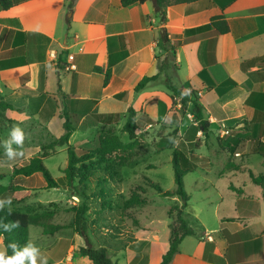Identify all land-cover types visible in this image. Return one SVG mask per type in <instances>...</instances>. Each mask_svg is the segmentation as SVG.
<instances>
[{"label": "crops", "instance_id": "crops-1", "mask_svg": "<svg viewBox=\"0 0 264 264\" xmlns=\"http://www.w3.org/2000/svg\"><path fill=\"white\" fill-rule=\"evenodd\" d=\"M13 3L0 6V94L14 106L3 116L12 126L27 135L60 137L64 113L76 114L80 123L70 137L75 148L101 129L123 127L131 107L139 119L154 116L167 102L159 81L135 90L145 76L159 72L163 24L154 0L129 6L121 0ZM165 14L172 41L182 42L176 57L180 84L196 89L209 133L232 132L236 143L224 147L237 158L229 169L249 173L252 182L232 184L227 203L223 195L209 198L214 222L196 212V225L189 223L195 233L185 237L170 264H264V183H255L257 174L248 168L256 154L264 168V0L182 2L165 7ZM218 15L225 16L228 32L192 31ZM70 63L76 69H68ZM77 135L82 138L74 142ZM111 226L110 233L94 232L93 226L88 236L69 228L38 247L48 264H96L80 253L89 245L107 248L115 264H161L170 244L151 236L150 225L139 220ZM0 248H6L3 237Z\"/></svg>", "mask_w": 264, "mask_h": 264}, {"label": "rangeland", "instance_id": "rangeland-1", "mask_svg": "<svg viewBox=\"0 0 264 264\" xmlns=\"http://www.w3.org/2000/svg\"><path fill=\"white\" fill-rule=\"evenodd\" d=\"M159 82L162 84L161 88L167 90L169 97L164 105L157 108L154 116L146 113L140 116L137 138L131 139L123 130L124 126L110 128L124 145L115 152L107 153L103 150L99 152V138L106 136L109 130L101 129L86 138L83 144L75 147L79 155L96 149L97 159L106 158L103 161L104 168L98 170L94 181L85 189L89 198L83 199L76 194V191H82L79 185H75L76 189L68 185L64 173L68 163L66 149L60 148L55 152L49 150L54 153L44 161L52 176L58 181L59 187H48L41 173L32 176L17 175V168L28 163L32 157L40 155L42 148L53 144L57 137L46 134L27 135L22 130L23 144L17 146L13 143L12 148L23 155L9 159L4 141L11 138L10 132L14 126L5 117L0 116V168H8L15 172L14 175L0 177V199L11 198V207L22 211L55 212L53 222L61 224L63 228L53 234L54 236L69 228L75 229L72 225L75 218L73 207L86 203L90 206L86 219L91 228L95 227L94 232L110 233L108 230L112 227V223L133 222L136 225L140 220L150 225L151 236L155 235L160 243L164 241L168 246L172 222L168 211L173 205L181 204L182 201L177 196L163 195L153 184L160 183L164 191L176 189L173 156L174 150L177 149L197 163L196 169L184 177L185 189L191 196L189 205L185 209L187 220L190 224L196 225L197 212L206 221L214 222L210 211L212 206L208 199L223 195L224 202H229L230 186L234 184L241 187L245 180L251 184L250 175L247 172L229 169V163L237 158L235 151L224 147L232 148L230 144L236 143L232 132L222 136L220 131L216 133L212 131L206 135L200 130L195 119L192 102L184 107L181 97L173 96L164 85L163 77ZM175 83L181 85L180 79L176 78ZM251 137L252 141H255L254 136ZM81 138L82 136L77 135L73 140L75 142ZM170 143L172 144L169 145ZM261 159L260 155H253L248 165V168L257 175L264 171L258 163ZM119 163L124 165L120 166ZM208 181L217 188H212ZM205 189H208V192H205ZM136 192L141 196L142 204L127 210L123 209L125 198ZM222 208L223 206L221 210ZM29 231L30 240L37 246H45L47 241L52 240L51 235L42 237L43 228L39 226H30Z\"/></svg>", "mask_w": 264, "mask_h": 264}, {"label": "trees", "instance_id": "trees-1", "mask_svg": "<svg viewBox=\"0 0 264 264\" xmlns=\"http://www.w3.org/2000/svg\"><path fill=\"white\" fill-rule=\"evenodd\" d=\"M147 0H121L123 6H129L134 3H143ZM156 4V14L160 18L163 24L158 29L157 36V54L156 58L158 61L159 72L153 76H145L136 86L135 90L140 91L147 87L150 83L159 81L161 77L164 78V84L172 92L173 96L181 97V101L184 107L192 102L194 105L195 119L198 122L200 130L206 135L210 132V120L205 112L204 106L200 103L197 91L192 86L184 87L175 83L178 78V64H177V49L181 46V41H172L167 27L164 25L166 21L165 7L182 2H193L197 0H154ZM13 0H0V6L3 9H8L13 6ZM214 27L216 34H223L229 31V24L225 19L224 15H218L214 17L209 25L193 29L192 31L202 30L204 28ZM100 70V68H97ZM111 76V69L109 68L106 72L105 83H108ZM9 109H14L12 104L5 101L4 97L0 94V116H5V112ZM139 112L131 107L129 109V115L127 121L123 127V130L127 132L131 139L137 138V130L139 129L138 124ZM64 128L65 133L57 137L53 144L44 146L40 155L32 157L29 162L20 168L16 169L17 175L30 176L35 173H41L48 184V187H59L58 181L52 176L48 167L45 164V158L52 156L53 153L60 147H66L68 153V163L64 168V173L67 178L68 185L75 187L79 185L82 191H76V194L80 197L89 198V194L85 192V189L89 187V184L94 181V177L98 170L104 168L103 161L106 159L96 158V149L90 150L86 154L79 155L75 148L70 145V137L77 130L80 123V117L76 114L65 112ZM109 137V138H108ZM170 143L169 145H171ZM264 145V143H262ZM123 142L119 137L113 134L112 130L109 129L106 136L99 138L98 151H105L107 153L115 152L120 150L123 146ZM171 147V146H170ZM52 150L54 151L51 153ZM260 154L264 155V149L259 150ZM123 166L124 163H119ZM173 165L175 169V183L176 189L172 191H164L160 183H155L153 186L165 196H177L182 203L173 205L168 215L172 219L170 224V236L168 251L164 254L161 264H170L175 254L179 252L181 242L185 237L193 235L195 233L193 227L189 224L185 216V209L189 205L191 196L185 189L184 177L187 173L193 171L197 167V163L192 161L191 158L186 156L180 150H174ZM14 175L15 172L8 168H0V177L6 175ZM252 179L255 183H264V173L260 175L252 174ZM77 183V184H76ZM76 189V188H74ZM141 196L136 192L132 193L129 198H125L123 206L125 210L133 208L142 204ZM90 206L86 203L79 204L73 207L75 218L72 221V225L75 229L84 236H88L91 230V226L88 225L86 219V213L89 211ZM56 213L52 210L37 212V211H22L15 207H11V212L5 208L0 211V220L4 223L19 222L20 227L13 229L11 232L0 231V237L4 238V243L17 242L21 246L25 245L30 238V226H39L43 228V233L47 235H53L58 233L63 226L55 224L53 217ZM8 254L11 255V249H8ZM80 253L88 256L96 264H115L109 250L105 247H94L92 245L81 247Z\"/></svg>", "mask_w": 264, "mask_h": 264}, {"label": "clouds", "instance_id": "clouds-1", "mask_svg": "<svg viewBox=\"0 0 264 264\" xmlns=\"http://www.w3.org/2000/svg\"><path fill=\"white\" fill-rule=\"evenodd\" d=\"M10 139L4 141L6 155L9 159L15 158L23 153H18L12 148V144L21 146L24 140V133L19 127H13L10 132ZM11 198L0 199V211L5 208L11 212ZM20 227V223H4L0 220V231L11 232L13 229ZM8 249H11V255L8 254ZM0 264H48V259L42 256L39 247L29 240L25 245L21 246L13 241L7 244L6 248H0Z\"/></svg>", "mask_w": 264, "mask_h": 264}, {"label": "built area", "instance_id": "built-area-1", "mask_svg": "<svg viewBox=\"0 0 264 264\" xmlns=\"http://www.w3.org/2000/svg\"><path fill=\"white\" fill-rule=\"evenodd\" d=\"M69 58L70 59H73V55L72 54H69ZM68 69H76V65L74 63H70L68 65Z\"/></svg>", "mask_w": 264, "mask_h": 264}]
</instances>
